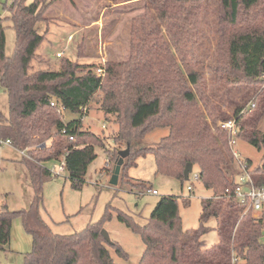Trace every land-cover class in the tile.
I'll return each mask as SVG.
<instances>
[{
	"label": "trees",
	"instance_id": "obj_1",
	"mask_svg": "<svg viewBox=\"0 0 264 264\" xmlns=\"http://www.w3.org/2000/svg\"><path fill=\"white\" fill-rule=\"evenodd\" d=\"M53 1L14 0L0 17V89L7 97L0 140L25 153L22 162L33 190L27 209L2 206L0 250L8 247L18 218L31 238L24 264H116L107 246L123 259L126 252L101 235L114 211L144 245L139 264H264V213L258 219L243 213L232 196L235 158L229 134L217 125L234 119V139L262 151L260 165L250 169V160L243 163L253 185L264 186V0H143L142 14L130 21L126 60L95 66L59 57L56 70L34 71L32 61L45 40L37 24L48 22ZM6 23L15 35L9 57ZM94 105L104 117H114L112 140L129 148L126 161L151 155L155 174L181 185L185 166L196 168L198 181L211 192L201 200L196 229L183 230L178 198L163 196L142 226L108 205L99 222L77 233L51 231L39 212L44 183L52 175L45 164L63 160L70 187L81 190L95 147L104 149L102 139L83 127ZM57 107L79 119L63 123ZM156 129L167 134L152 146L136 145ZM117 152L107 164L116 162ZM125 163L121 182L148 191L146 182L127 181L130 163ZM209 232L217 237L212 246L204 239Z\"/></svg>",
	"mask_w": 264,
	"mask_h": 264
},
{
	"label": "rangeland",
	"instance_id": "obj_2",
	"mask_svg": "<svg viewBox=\"0 0 264 264\" xmlns=\"http://www.w3.org/2000/svg\"><path fill=\"white\" fill-rule=\"evenodd\" d=\"M14 0H0V17L7 15L6 7ZM51 1V0H50ZM123 0H57L53 1L45 16L48 22L37 24L38 32L45 34V40L36 50L37 59L32 61V69H57L59 58L57 52L80 64L100 66L107 60L124 61L128 57L129 26L133 17L142 14L143 0L120 3ZM33 0H26L29 5ZM94 21V22H91ZM72 40L69 41L68 37ZM15 44L14 31L9 23L5 29V54L11 56ZM80 47L81 58H76ZM41 59V62H38ZM210 76L206 71V78ZM0 111L7 114V97L0 89ZM62 122L67 123L79 119L78 115L62 112ZM84 129L97 134L103 142L104 149L95 147V160L88 166L85 184L81 190H73L67 179V173L58 172L60 161L48 162L45 166L52 171L46 180L42 192L40 215L51 231L58 235H71L83 230L87 225L99 222L105 214L107 206L117 209L132 217L138 225H144L149 219L156 203L163 196L178 198V210L183 230H194L198 227L201 211V200L209 198L211 192L206 190L198 180L192 178L197 174L193 168L187 181L182 185L179 181L155 174L154 160L151 155L140 158L133 163L124 159L123 164L130 163L126 170L130 183L146 182L149 190L139 193L138 189L121 182L110 185L115 162L108 163L115 150H125L124 145H116L112 138L117 132L114 117H104L96 106L83 117ZM167 134V130L156 129L149 133L143 141L136 143L139 147L152 146ZM233 151L236 154L235 164L229 177L237 180L239 163L237 160L251 161V168L262 163V151H258L246 142L236 140ZM117 152V153H118ZM125 163V164H126ZM107 168L109 170H107ZM249 169V170H250ZM58 172L57 175H55ZM192 185V190L187 187ZM156 190L158 194H151ZM33 198L27 169L22 162L20 151L0 140V210L4 205L8 211L27 209ZM187 199V204L183 201ZM111 219L102 224L111 241L117 242L127 254L123 259L107 246L110 256L116 264H139L144 245L140 237L131 232L111 212ZM212 225V221L208 226ZM208 246L216 243L214 232L204 237ZM31 250V238L25 232L21 221H12L10 243L5 250H0V264H24L26 253Z\"/></svg>",
	"mask_w": 264,
	"mask_h": 264
},
{
	"label": "built area",
	"instance_id": "obj_3",
	"mask_svg": "<svg viewBox=\"0 0 264 264\" xmlns=\"http://www.w3.org/2000/svg\"><path fill=\"white\" fill-rule=\"evenodd\" d=\"M71 37H69L70 39ZM63 53H57L56 57H62ZM97 74H101V70H97ZM51 106H55L54 102L51 103ZM57 112L62 115L63 109L61 107H57ZM234 119L230 118L226 121H220L217 123L218 127L225 130L229 134V146L231 152L236 158V154L233 151V146L236 142L234 139V135L236 134L235 123ZM71 139V138H70ZM7 145H10L8 141L4 142ZM22 156H25L24 152H20ZM240 166L241 173L238 175L236 180V188L233 191L232 196L238 201L240 205L244 207V212L251 211L253 217L258 219L260 218L261 214L264 213V186L256 187L253 185L252 180L249 176L246 164L243 163L241 160H237ZM65 170V163L64 161H60V165L58 167V172H63ZM52 174V171H50ZM58 172L55 174L57 175ZM191 174V173H190ZM189 174V175H190ZM189 178V177H188ZM192 178L196 181L198 180V174H193ZM188 191L192 190V185L190 184L187 187ZM228 193V191H226ZM151 194L156 195L158 192L156 190H152ZM264 225V219L261 220Z\"/></svg>",
	"mask_w": 264,
	"mask_h": 264
},
{
	"label": "water",
	"instance_id": "obj_4",
	"mask_svg": "<svg viewBox=\"0 0 264 264\" xmlns=\"http://www.w3.org/2000/svg\"><path fill=\"white\" fill-rule=\"evenodd\" d=\"M128 154H129V148L128 147H126L125 150H121L118 152V158L115 162L114 168L112 170V175H111V178L109 181L110 185L116 186L118 184L121 167L123 165L124 159L128 156ZM192 170H193L192 165L190 163H188L185 166V169L183 172V178L185 181L188 180L189 174L192 173ZM101 235L106 242H110L108 234L106 233L105 230H101Z\"/></svg>",
	"mask_w": 264,
	"mask_h": 264
},
{
	"label": "crops",
	"instance_id": "obj_5",
	"mask_svg": "<svg viewBox=\"0 0 264 264\" xmlns=\"http://www.w3.org/2000/svg\"><path fill=\"white\" fill-rule=\"evenodd\" d=\"M131 1H133V0H123V1H121L120 3H123V4H125V3H129V2H131ZM91 22H94V21H91ZM69 37H71V36H69ZM69 37H68V40L69 41H71L72 40V37L69 39ZM57 53H61V52H57ZM56 53V54H57ZM56 56V55H55ZM77 58V57H76Z\"/></svg>",
	"mask_w": 264,
	"mask_h": 264
}]
</instances>
